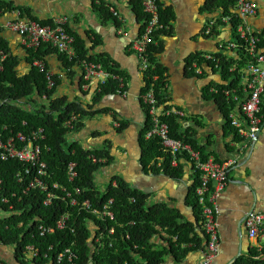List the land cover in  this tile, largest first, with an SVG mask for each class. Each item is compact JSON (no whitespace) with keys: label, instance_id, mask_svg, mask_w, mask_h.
<instances>
[{"label":"trees","instance_id":"16d2710c","mask_svg":"<svg viewBox=\"0 0 264 264\" xmlns=\"http://www.w3.org/2000/svg\"><path fill=\"white\" fill-rule=\"evenodd\" d=\"M157 2L159 4V0ZM235 2L236 0L206 1L204 11L210 14L219 12L217 23L221 21L222 24L216 25V23L205 37H217L220 33L217 27L225 26L222 19L230 16L228 24L231 29L232 41L236 42V53L242 59L241 64H243L247 59L243 48L244 43L236 33V28L241 20L230 11L235 6ZM130 3L138 19H142V29L146 15L142 11L140 0H130ZM94 7L104 20L112 19L113 23L117 25V20L113 18L112 13L103 3L100 2L96 6L94 4ZM3 8H9V11L17 10L22 17L33 20L27 9L13 8L0 0V9ZM158 15L163 28L153 35L155 44H150L147 48L146 55L150 67L143 76L145 86L142 91H145L151 84L159 103L166 104L168 97L165 90V70L157 63L156 57L160 52V38L171 34L172 14L169 9L159 4ZM47 22L39 23L44 25ZM68 32L74 38L75 56L70 59L59 53L63 58L64 68L69 70L68 74H71L72 66H75L76 62L87 61L100 64L109 75L120 76L118 68L110 58L100 53L89 55L83 43L70 31ZM258 37V46L264 48V31ZM0 47L7 55L0 70V133L5 135V137L3 136L5 139L11 133L28 134L32 130L42 128L44 139L39 144L42 160L47 166L45 180L48 184L57 183L65 188V192H57L58 199L44 205V192L39 189L26 191V184L30 178L29 174H25L26 166L17 160L2 161L0 159V199L7 197L12 205V209L8 210L7 205L0 203V208L8 213L7 218L0 220V223L4 224L0 238L4 243L15 246L20 264H27L28 261L33 264H162L168 250L164 248V238H159L158 242H155V239L156 236L164 233V229L170 237L175 238L174 242H169L170 251L174 255L182 256V254L193 250L192 247H197L201 241L195 230V228H199V222H201V207L195 195V189L200 179L199 171L192 170V184L188 189L187 196V204L193 208L196 214V224L182 223L177 211L169 209L164 203L147 204V196L143 192L130 188L118 176L111 178L106 188L99 191L95 185L94 176L110 163L111 157L108 151L85 150L75 141L68 140L69 133L72 130H80L85 119L97 113H107L105 109L94 110L93 108L105 96H112L119 91L118 81L108 77L105 83L99 85L95 90L89 104H84L78 97L68 101L64 96L55 95L59 83L55 77H53L55 86L52 89L47 88L45 75L37 67H31L24 75H18L16 69L18 60L9 55L1 43ZM49 52L58 53L47 45H41L34 50L29 49L28 63L32 64L35 60L45 62L44 55ZM211 54L216 59H220L217 67L215 64L208 63L212 71L218 74L224 82L227 81L230 87L237 84L236 78L228 81L231 75L227 72L236 59L228 56L229 60L226 61V57L221 52ZM198 55L190 56L187 65ZM228 85H216V87L220 91L227 89ZM211 95L216 98L224 113L226 126L231 129L230 132L235 138H239L229 124L227 112L230 106L227 105L224 96L220 92L219 94L211 93ZM144 111L146 120L139 135L142 151L141 165L144 171L163 174L170 179L180 181L184 176L183 161L185 162L187 157L179 155L178 165L171 166V155L164 151L159 139L145 138L149 118L145 108ZM261 113H264V109ZM72 117L76 118L72 123V129L66 128L65 123ZM166 122L171 138L188 143L199 152L201 161L207 160V157L200 152L201 149L197 147L192 134L188 131L180 132L178 117L171 116L166 119ZM125 128L126 124L120 122L118 131L121 132ZM239 139L242 140V138ZM92 159L96 161L93 162ZM101 159H106V161L100 162ZM69 163L75 164L76 177L72 181H69L67 176ZM19 179L22 181L19 182ZM113 183L116 185L113 186ZM74 189H78L79 194L75 195ZM66 192H69L77 200L76 205L69 204ZM109 199L113 201L110 208L113 218H105L100 221L92 213V209H100ZM84 201L89 202L90 210L83 208L82 202ZM65 214L68 216L66 225L62 230H58L55 224ZM10 221L13 223L12 228L9 225ZM90 224L94 226L93 234L89 227ZM39 226L54 230L51 233L44 232L42 234L38 229ZM110 229L113 230L112 234H109ZM188 244H192V246L186 248ZM182 245L185 248L176 252V247L180 249ZM28 246H32L36 250L37 256H29L26 249ZM66 249L73 253V257L69 259L67 254H64L58 262V255L63 254ZM261 252L264 256V249ZM259 255L260 253L251 252L253 258L254 256L259 257ZM239 262L241 263L242 260ZM245 264H264V261L256 259Z\"/></svg>","mask_w":264,"mask_h":264},{"label":"crops","instance_id":"0c3cea01","mask_svg":"<svg viewBox=\"0 0 264 264\" xmlns=\"http://www.w3.org/2000/svg\"><path fill=\"white\" fill-rule=\"evenodd\" d=\"M1 1L13 8L27 9L34 21L47 22L57 17L67 18L68 31L83 43L89 55L103 54L118 68L120 72L118 77L123 79L121 92L105 96L93 108L105 109L107 113H97L85 119L80 130H72L68 135L69 141H75L80 146V143H84L86 147H81L85 150L108 151L110 163L95 175L99 184L107 186L111 178L118 176L130 188L143 192L147 196V204L164 203L169 209L178 212L182 223L195 225V211L187 204L188 189L192 184L189 163L183 161L184 176L180 181L163 174L145 172L141 165L139 135L146 120L141 99L144 77L139 71V60L131 45L141 32L142 19H138L130 0H99L108 7L109 12L113 9L118 13L122 19V24L119 25L114 24L112 19L104 20L96 12L94 4L96 6L97 3L94 0ZM206 1L159 0V4L171 12L172 21L170 36L160 38V52L156 61L165 70V90L168 97L166 104L175 106L184 114L179 118L180 132H190L197 147L201 149L200 152L207 159L216 162L235 160V165L231 166L228 173V183L211 205L217 225L219 249L210 264H245L256 259L264 261L261 252L264 249V240L250 239L245 226L246 216L250 212H264V113H261V128L254 144L248 145L245 140L235 138L230 132L231 129L226 126L224 113L216 98L210 93L211 88L216 85L224 86L222 84L226 82L212 71L209 64L203 65L201 75H194L188 71L187 60L190 56L225 53L221 48L228 41H232L229 24L217 27L220 33L215 38H206L203 34L205 26L216 24L220 16L219 12L210 14L204 11ZM249 1L256 5L257 11L253 17L245 21L256 32L262 33L264 0ZM8 9H0L1 25L15 18L13 11ZM233 9L232 7L230 11L235 12ZM218 24H222L221 21L216 25ZM0 43L9 55L18 60L16 68L18 75H24L34 67L28 63L29 49L23 44L21 36L3 29L0 31ZM96 44L98 45L95 46ZM226 55L238 58L236 52L227 51ZM44 61L47 71L59 82L56 96H64L68 101L78 97L84 104L91 102L98 81L94 79L90 84L85 82L82 61L72 66L71 74L64 68L63 58L59 53H47L44 55ZM118 122L126 124V128L121 132L118 131ZM210 187L212 190L214 184L212 183ZM0 213V220L7 218L8 213L1 208ZM89 227L93 234L94 226L90 224ZM195 230L201 238L200 244L182 256H176L170 251L169 242H174L175 238L170 237L165 229L164 233L156 236L155 242H158L159 238H164V248L168 250L162 264L203 263L205 237L200 233V222L199 228ZM191 246L192 244H188L186 248ZM184 248V245L180 249L176 247V252ZM251 252L260 255L253 258ZM0 262L20 264L15 246L4 243L1 238ZM27 264L33 263L28 261Z\"/></svg>","mask_w":264,"mask_h":264},{"label":"built area","instance_id":"2783aa9c","mask_svg":"<svg viewBox=\"0 0 264 264\" xmlns=\"http://www.w3.org/2000/svg\"><path fill=\"white\" fill-rule=\"evenodd\" d=\"M99 4V0H94ZM143 13L146 15V20L143 23L138 37L132 42L131 49L135 56L139 60V71L145 75L149 70L150 64L147 59V48L153 42V35L163 26L160 24L158 15V2L157 0H140ZM233 14L241 20V23L236 28V33L239 39L244 43V51L247 59L241 64L242 59L236 58V61L227 69L231 78L228 81L237 79V84L230 87L226 81L225 85L227 89H221L220 91L213 87L210 89V93L222 94L230 106L227 112V118L230 126L236 131L239 138L244 139L248 145H252L256 141V136L260 131L262 123V106L264 105V48H260L259 35L261 32H256L246 23V19L253 17L256 14V5L249 0H236L233 7ZM1 12V11H0ZM112 16L117 20V24H122V19L116 11L111 9ZM15 18L7 21L4 24H0V31L5 29L11 32H15L23 39V44L28 49H37L41 45H47L55 49L58 53L66 55L68 58L75 56L74 38L69 34L66 27L67 18L57 17L51 19L46 24L42 25L38 21L28 20L20 15L15 10L13 11ZM225 24L229 23L230 16L222 19ZM119 21V23H118ZM211 23L205 26L203 34L208 35L211 28L214 26ZM120 29V28H119ZM120 32V31H119ZM236 42L228 41L221 48V51L226 61L229 57L226 55L227 51L236 52ZM237 54V53H236ZM6 54L0 47V70L2 69V62L6 58ZM220 59H216L211 53L199 54L197 58L190 61L188 64V71L194 73V75H201L203 73V65L211 63L217 67ZM200 63V64H199ZM84 66L83 78L85 82H90L94 79L98 81L99 85H103L108 77H111L119 83V93L123 87V79L109 75L105 72L100 64H94L87 61H82ZM32 65L37 67L40 72L45 75L46 86L48 89H52L55 84L53 77L49 71H47L44 62L35 60ZM156 79V77H154ZM242 81L243 84H242ZM145 86V85H144ZM166 88V84H165ZM141 99L146 110V115L149 118L148 130L145 133V138H158L165 152L171 155V166L176 167L178 165V156L184 155L187 157L186 161L191 167V174L193 169L200 172L199 183L195 189V195L197 196V202L201 207V235L205 237V252L204 261L202 264H210L212 260L218 254V232L217 225L213 218V209L211 205L213 200L218 196V193L228 183V173L232 165H235V160L229 159L224 162H216L213 159H207L206 161L200 160V154L194 150L188 143L178 141L170 137L169 127L166 119L171 116L179 118L183 117V112L175 106L168 104H160L156 98L153 86H150L142 91ZM75 117H72L65 123V127L72 129V123L75 121ZM119 127V122L117 123ZM5 135L0 133V159L2 161L17 160L18 162L26 166V173L30 178L26 184V191L39 189L45 193L44 205L50 204L52 201L59 198L58 191L65 192V188L57 183L48 184L45 180L46 177V163L41 157V147L39 142L44 139V132L42 128L32 130L28 134L23 133H11L5 139ZM95 162V159H92ZM100 162H104L101 159ZM75 164L69 163L67 166L68 180L72 181L76 177ZM22 179H19L21 182ZM214 184L211 190V184ZM1 184V181H0ZM116 184L113 183V186ZM74 194H79L78 189H74ZM66 196L69 198L70 205H76L77 200L69 193L66 192ZM112 199L107 200L100 209H92V213L97 216L98 220L105 218L112 219L113 214L110 211L112 205ZM0 203L7 205L8 210L12 209L10 201L7 197H2ZM82 206L86 210H90L91 206L88 201L82 202ZM67 214L62 215L55 224L58 230H62L67 222ZM245 226L247 229V235L250 239L264 240V212H250L245 219ZM42 234L44 232H53V228L46 229L42 226L38 228ZM113 230H109V234H112ZM29 252V256H37L36 250L32 246L26 248ZM67 254L68 258L73 257L68 249L63 254H59L57 257L58 262L63 258V255ZM0 264H3L0 262Z\"/></svg>","mask_w":264,"mask_h":264},{"label":"rangeland","instance_id":"374dc122","mask_svg":"<svg viewBox=\"0 0 264 264\" xmlns=\"http://www.w3.org/2000/svg\"><path fill=\"white\" fill-rule=\"evenodd\" d=\"M243 82L244 81H242V84H243ZM120 123V122H119ZM74 135V134H73ZM69 140V139H68ZM240 142H242V141H240ZM81 144V146L83 147V148H85L86 147V145L84 144V143H80ZM96 175V174H95ZM95 184H96V187L98 188V190L99 191H102L104 188H106V185L105 184H99V182H98V178L95 176ZM104 187V188H103ZM103 188V189H102ZM0 215H1V213H0ZM9 225H10V227L12 228L13 227V223H12V221H10L9 222ZM3 230H4V224H2V223H0V232L1 233H3Z\"/></svg>","mask_w":264,"mask_h":264},{"label":"water","instance_id":"95a60500","mask_svg":"<svg viewBox=\"0 0 264 264\" xmlns=\"http://www.w3.org/2000/svg\"><path fill=\"white\" fill-rule=\"evenodd\" d=\"M258 135H259V134H257V136H256V140H257V138H258ZM255 142H256V141H255Z\"/></svg>","mask_w":264,"mask_h":264}]
</instances>
